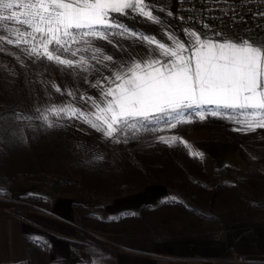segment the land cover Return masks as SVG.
<instances>
[{
    "label": "rangeland",
    "instance_id": "1",
    "mask_svg": "<svg viewBox=\"0 0 264 264\" xmlns=\"http://www.w3.org/2000/svg\"><path fill=\"white\" fill-rule=\"evenodd\" d=\"M173 5L174 0H152V7L155 9L153 14L159 17L160 23L135 14L114 15H117L120 22L129 29L155 37L157 41L168 46H172V41L168 39L170 34L182 42H187L189 37L184 35L183 30L190 29L200 34L202 39L210 38L218 42L248 40L253 45L264 48V34L234 37L218 25L201 22L192 25L179 24L172 12ZM168 12L172 15L169 16ZM95 44L101 47L105 54L113 57L112 61L105 62L108 67L99 66L93 71L89 69L88 72L64 68L59 74L60 81L56 79L55 73L50 74L55 72L53 62L29 58L15 46L6 43L3 45V51H0V215H20L27 210L54 214L52 208L56 199L70 202L72 213L80 222H85L82 223L85 225H81L91 232L90 237L86 244L78 245L76 250L81 254L75 261L69 259L55 261L54 264H115V249L137 247L139 236L147 239V242L153 239H173L187 233L193 234L209 229L223 219L242 220L264 215V129H257L254 132L235 130L239 125L228 118V115H235L231 110L221 109L222 116L209 114L204 120L192 116L191 123H180L175 128L166 127L162 119L149 125L156 131L140 129L135 133L128 132L126 135H120L118 141L116 138H105L102 133L79 119L54 117L52 120L53 126L57 127V135L53 134L51 138L40 137L42 131L38 132L37 124L41 125L42 122L34 119L29 122L31 121L34 128L35 139L30 144L23 136L19 139L14 130L15 126L17 127V119L1 113L7 109L10 97L16 96L15 93L19 92L16 89L5 88L3 81H7L6 85L12 82L9 73L3 74L6 62H12V59L17 61L18 66L11 63L8 70L18 69L20 74L25 75L26 82L35 83L33 88L39 96L41 95L40 98L46 95L48 101L47 103L43 101L44 109L53 104L71 103L82 111H91L90 102L86 103L79 97L83 95L100 98V89L92 86L97 78L108 76L121 65L160 57L155 44L150 45L132 36H114L112 43L98 40ZM88 54L90 56V53ZM49 77L52 84L51 87H46ZM65 82L71 84L72 88H65ZM53 84L59 86L61 92H56L54 88L48 93ZM68 92H72L73 96H68ZM37 107L42 109L41 105ZM38 115L39 113L35 114L34 118ZM160 137L166 139L176 137V144L182 139L187 142L190 152L202 154L200 157L203 170L197 171L194 176L204 182L202 185L199 184L197 187L189 184V178L183 169L192 165L184 150L180 149L176 153L183 157L184 165L175 169L176 166L170 164L171 160L161 157L162 153L158 154L156 149L142 148L145 141H150L151 147L155 148L159 144L163 147L166 143L162 142ZM47 140L48 144L55 146L53 152H44L46 148L43 145L45 146L44 142ZM91 146L97 149L90 160L80 165H77V161L70 163L69 159L74 157L73 149L78 151L80 148ZM109 146L118 147L116 153L121 159L113 158L107 153ZM138 148H141L139 153ZM171 151L165 149L167 154H171ZM113 160L118 163L116 164L118 169L109 167ZM141 161L146 167H149V164L151 166V163L155 166L164 163V168L158 169L160 173L171 172L175 177L178 175L179 179L173 178L172 181L173 185L177 186H174L173 194L189 207L169 200L168 197L171 195L169 186L163 182H156L166 186L168 191L166 200L152 206L131 208L126 211L120 210L119 207L112 208L110 204L113 199L132 195L154 184L147 183L132 190L126 188H131L136 185L135 181L144 179L137 166ZM132 162L136 164L133 165ZM151 170L149 167V171ZM194 207L205 210L208 215L197 213ZM25 239L28 258L25 264L54 262L48 261L45 257L47 250L45 240L33 236H25ZM145 242H142V247ZM234 255H227L222 259L243 264L234 262Z\"/></svg>",
    "mask_w": 264,
    "mask_h": 264
},
{
    "label": "snow or ice",
    "instance_id": "2",
    "mask_svg": "<svg viewBox=\"0 0 264 264\" xmlns=\"http://www.w3.org/2000/svg\"><path fill=\"white\" fill-rule=\"evenodd\" d=\"M154 11L152 0H0V51L6 43L29 58L83 72L89 71L92 62L108 67L105 62L113 57L95 42L112 43L114 36H132L155 44L160 54L159 58L121 65L97 79L92 86L100 89V98L79 97L90 102L91 111L71 103L53 104L43 111L38 109L35 119L49 127L53 117L79 119L105 138L117 141L128 132L156 131L149 125L162 119L166 127L175 128L191 123L192 116L200 120L209 114L222 116L221 109L235 114L228 118L239 125L237 131L264 129V48L248 40L202 39L190 29L183 30L189 37L187 42L170 34L172 46H168L129 29L114 15L135 14L160 23ZM52 87L61 92L59 86ZM160 139L177 142L176 137ZM179 142L188 146L182 139Z\"/></svg>",
    "mask_w": 264,
    "mask_h": 264
},
{
    "label": "crops",
    "instance_id": "3",
    "mask_svg": "<svg viewBox=\"0 0 264 264\" xmlns=\"http://www.w3.org/2000/svg\"><path fill=\"white\" fill-rule=\"evenodd\" d=\"M167 196L166 186L154 183L132 195L113 199L110 206L126 211L158 204ZM70 206L64 199H56L54 214L27 210L20 215H0V264H25L28 259L25 236L47 242L48 261H75L81 254L76 250L78 245L86 244L91 232L82 226L85 222H80ZM138 239L137 247L115 249V264H235L222 259L233 254L243 255L246 258L243 264H264V215L223 219L209 229L173 239L151 242L142 236ZM142 242L146 243L144 247Z\"/></svg>",
    "mask_w": 264,
    "mask_h": 264
},
{
    "label": "trees",
    "instance_id": "4",
    "mask_svg": "<svg viewBox=\"0 0 264 264\" xmlns=\"http://www.w3.org/2000/svg\"><path fill=\"white\" fill-rule=\"evenodd\" d=\"M85 55L89 56L88 53H85ZM11 63L14 64V66H18V64H19L17 61H14V59H12V62H6V65L3 66V74L7 75V73H9L10 75H8V76L12 79V82L11 83L8 82L7 85H6L7 81H3V82L5 83L6 89H8V90H15L16 89V90H19V92L15 93L16 96L10 97L11 101H9V105H7L8 106L7 109L2 111L1 113L4 114L5 116L9 114L11 117L14 118V120L17 119L16 120L17 127L15 126V128H14L15 133L17 135H19V139H21L22 136L25 137L27 143L30 144L31 141L34 140L36 137L35 133H34V128L32 127V123H31V121L29 122V120L17 118V117H33L32 120H34L35 114L38 113L37 110L38 109L40 110V108L37 106L41 105V108L44 110V108H43L44 102L43 101L45 100V103H47L48 100L46 99V95L43 98H40L41 95L39 96V93H37L33 88L35 83L30 84L29 82H26L25 81V75L20 74L18 69L13 68L12 70H10V69L8 70V68H10V66H11ZM99 66H103V65H98V64H95V62H92V67L90 68V70L93 71V70L97 69V67H99ZM62 70H64V68L62 66H58L55 64V72H51L50 74L52 75V73H55L56 79L60 81L61 77H59V74L62 73ZM46 84H47V85H45L46 87H51V84H52L51 83V77H49V80L47 79ZM70 85L71 84H68L67 82H65L64 87L65 88H68V87L72 88ZM50 90H54V88H50L48 93L50 92ZM10 94L13 95L11 92H10ZM42 109H41V111H42ZM37 126H38V132L42 131V134H39L40 137L45 136V138L46 137L51 138L53 136V134L55 135L58 132L56 130L57 127H54V126L49 127L45 123H42L41 125L37 124ZM41 128H42V130H41ZM43 128H44V130H43ZM48 142H49L48 140H47V142L46 141L44 142L45 146L43 145V147L46 148V150H44V152H48V151L53 152L56 148L54 145L51 146L50 144H48ZM144 143L145 144L142 145L143 149H156L158 154L162 153V155H160L161 157H163V158L167 157L171 160L172 163H170V164L175 165L176 166L175 169L182 167L184 165L185 161L183 160V157H181L180 154L179 155L176 154L177 152H179L180 149L184 150L186 153L185 155H186L187 159L189 161H191V165H192V167H186L183 169L184 174H186L189 178V184H192V185H195L198 187L199 184L202 185L204 183L201 181V179L199 180L196 177H194L195 173H197V171L203 170L202 159L200 156H193L192 155L193 152L192 151L190 152L184 143H181L179 141H178V144L166 143V144H164L163 147L161 146V144H159L155 148L150 146L151 145L150 141H145ZM238 147H239V151H240V146H238ZM96 149L97 148H94L93 146H91V147H86V148H80L78 151L77 150L75 151L74 149H73V151L71 150L72 156H74V157L69 159L70 163H72L73 161H77L76 162L77 165L86 163L88 160H90L89 158H91L93 156L92 154L95 153L94 150H96ZM165 149L169 150V151L172 150L171 154H167L165 152ZM118 150L119 149L117 146L107 147V153H109L111 156H113V158L117 157V158L121 159L120 157L117 156L118 153H116V151H118ZM139 150H141V148L137 149V153H139L138 152ZM69 152H70V150H69ZM163 158H161V160H163V162H164ZM130 161H131V159H130ZM135 162L137 163V160H135ZM136 163L132 162L131 164L134 165ZM116 164L118 165V163H116V161L113 160L109 167L111 169L112 168L116 169L117 168ZM164 165L165 164L163 163L162 165L155 166L154 164L151 163V166L149 164V167L152 170L149 171V167H146L144 165L143 161L138 162L137 166L139 167V171L141 172V174L144 176V179L142 181H137V182L135 181L136 185L132 186L131 188L130 187L129 188L126 187V188L128 190H132L136 187H142L144 184H147V183L163 182L169 186V191L171 193L170 197H168L169 200L177 201L180 204H184L183 201L180 200L179 197L175 198V196L173 194L175 192L174 186H176V184L173 185L172 181H173V178L179 179L178 175L175 177L174 175H171V174H173L171 172L170 173L168 172L169 173L168 174L167 172L160 173L158 171V169H163ZM89 166H93V165H89ZM116 183H118V182H116ZM204 186H205V184H204ZM82 192H84V190H82ZM89 192L94 194V192L92 190H89ZM212 194H214V193H212ZM185 206L189 207L188 205H185ZM193 209H195V211H197V213H199L201 215H208V212H205V210L199 209L197 207H194ZM54 263H56V262L55 261L50 262V264H54Z\"/></svg>",
    "mask_w": 264,
    "mask_h": 264
},
{
    "label": "built area",
    "instance_id": "5",
    "mask_svg": "<svg viewBox=\"0 0 264 264\" xmlns=\"http://www.w3.org/2000/svg\"><path fill=\"white\" fill-rule=\"evenodd\" d=\"M172 12L182 25H218L234 37L264 34V0H174ZM245 261L243 255H234V262Z\"/></svg>",
    "mask_w": 264,
    "mask_h": 264
}]
</instances>
